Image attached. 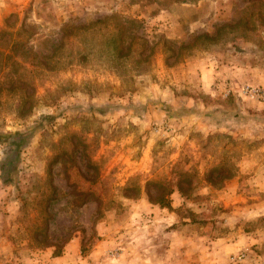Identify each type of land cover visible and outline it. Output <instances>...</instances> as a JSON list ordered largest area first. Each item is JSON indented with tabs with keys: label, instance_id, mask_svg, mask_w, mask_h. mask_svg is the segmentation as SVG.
Returning <instances> with one entry per match:
<instances>
[{
	"label": "rangeland",
	"instance_id": "rangeland-1",
	"mask_svg": "<svg viewBox=\"0 0 264 264\" xmlns=\"http://www.w3.org/2000/svg\"><path fill=\"white\" fill-rule=\"evenodd\" d=\"M237 64L264 70V0H0V264H126L179 175L164 208L264 264V99L240 93L264 84Z\"/></svg>",
	"mask_w": 264,
	"mask_h": 264
},
{
	"label": "crops",
	"instance_id": "crops-1",
	"mask_svg": "<svg viewBox=\"0 0 264 264\" xmlns=\"http://www.w3.org/2000/svg\"><path fill=\"white\" fill-rule=\"evenodd\" d=\"M234 68L236 70L231 69V72H235L234 74L241 72V69L244 70L242 77L245 79L238 77V80L248 81V75L251 77L255 75L250 80L255 84H264V70L259 66H240L237 64ZM245 106L259 110L264 107V103L246 101ZM258 174L257 171H254L253 176L254 180L257 178L258 190L262 191L264 190V176L261 175V172ZM175 204H171L172 209L150 203L143 204L144 209L146 208L147 211L151 212L149 216L144 221L142 220L139 226L130 220L131 224L127 225L128 230L122 235L123 238L126 237V242L124 241L125 246L121 247L119 257L124 259L126 264H227L230 253L240 247L255 241L261 245V238L256 239L255 233L248 234L247 232L223 234L211 239L205 230L201 231L202 225L200 227L198 221H192L178 215L174 209ZM256 206L257 204L253 203L247 209L253 210ZM138 231L139 234L141 233L139 239L136 233ZM119 238L120 236L115 237L114 240ZM76 243L77 240H71L66 247V252L63 251L62 257L54 263L76 261V253L79 251L76 252ZM128 249L131 252H128ZM80 263L82 264L81 261Z\"/></svg>",
	"mask_w": 264,
	"mask_h": 264
},
{
	"label": "built area",
	"instance_id": "built-area-1",
	"mask_svg": "<svg viewBox=\"0 0 264 264\" xmlns=\"http://www.w3.org/2000/svg\"><path fill=\"white\" fill-rule=\"evenodd\" d=\"M240 93L245 96H250L255 99H264V90L261 87L256 86H249L245 85L242 86L240 89ZM246 252L241 251L236 254L230 255L228 259L229 264H242L246 259Z\"/></svg>",
	"mask_w": 264,
	"mask_h": 264
},
{
	"label": "trees",
	"instance_id": "trees-1",
	"mask_svg": "<svg viewBox=\"0 0 264 264\" xmlns=\"http://www.w3.org/2000/svg\"><path fill=\"white\" fill-rule=\"evenodd\" d=\"M125 26L123 23H121L120 27ZM186 175V174H184ZM172 179H169L167 181V190H163L160 194H158V197L155 198L154 200L151 199V197H149L150 202L154 203V204H158L160 207H169V202L168 200H166V196L171 195V193L174 190H178L179 192H182V186L179 184L180 181V175L177 177V179L175 181H171ZM209 181V179H208ZM211 182V181H209Z\"/></svg>",
	"mask_w": 264,
	"mask_h": 264
}]
</instances>
